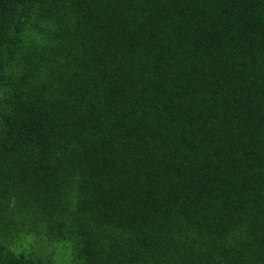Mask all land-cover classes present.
I'll return each mask as SVG.
<instances>
[{
	"label": "trees",
	"instance_id": "obj_1",
	"mask_svg": "<svg viewBox=\"0 0 264 264\" xmlns=\"http://www.w3.org/2000/svg\"><path fill=\"white\" fill-rule=\"evenodd\" d=\"M0 264H264V0H0Z\"/></svg>",
	"mask_w": 264,
	"mask_h": 264
}]
</instances>
